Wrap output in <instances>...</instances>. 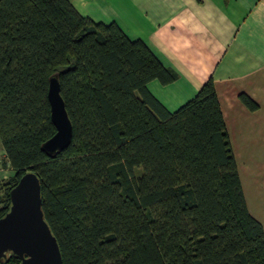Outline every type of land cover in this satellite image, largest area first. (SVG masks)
Listing matches in <instances>:
<instances>
[{
  "label": "trees",
  "instance_id": "16d2710c",
  "mask_svg": "<svg viewBox=\"0 0 264 264\" xmlns=\"http://www.w3.org/2000/svg\"><path fill=\"white\" fill-rule=\"evenodd\" d=\"M56 73L73 139L48 156ZM176 77L143 41L70 0H0V140L15 171L0 184V218L34 172L63 264H264L214 81L170 112L148 84Z\"/></svg>",
  "mask_w": 264,
  "mask_h": 264
},
{
  "label": "crops",
  "instance_id": "0c3cea01",
  "mask_svg": "<svg viewBox=\"0 0 264 264\" xmlns=\"http://www.w3.org/2000/svg\"><path fill=\"white\" fill-rule=\"evenodd\" d=\"M95 22H115L177 77L149 91L170 112L213 79L247 207L264 228V0H70ZM258 104L249 110L240 95ZM15 175L0 140V184Z\"/></svg>",
  "mask_w": 264,
  "mask_h": 264
},
{
  "label": "water",
  "instance_id": "95a60500",
  "mask_svg": "<svg viewBox=\"0 0 264 264\" xmlns=\"http://www.w3.org/2000/svg\"><path fill=\"white\" fill-rule=\"evenodd\" d=\"M48 100L56 133L42 145V150L55 156L73 139V124L57 73L49 78ZM11 256L20 264H63L58 239L43 211L41 181L34 172L23 175L11 189L9 210L0 218V264Z\"/></svg>",
  "mask_w": 264,
  "mask_h": 264
},
{
  "label": "built area",
  "instance_id": "2783aa9c",
  "mask_svg": "<svg viewBox=\"0 0 264 264\" xmlns=\"http://www.w3.org/2000/svg\"><path fill=\"white\" fill-rule=\"evenodd\" d=\"M2 264H6V263H2Z\"/></svg>",
  "mask_w": 264,
  "mask_h": 264
}]
</instances>
